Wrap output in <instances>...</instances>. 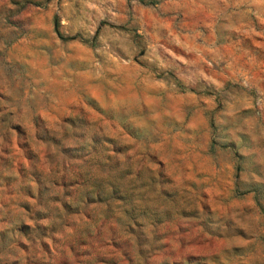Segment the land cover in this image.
I'll use <instances>...</instances> for the list:
<instances>
[{
  "label": "rangeland",
  "instance_id": "374dc122",
  "mask_svg": "<svg viewBox=\"0 0 264 264\" xmlns=\"http://www.w3.org/2000/svg\"><path fill=\"white\" fill-rule=\"evenodd\" d=\"M0 264H264V0H0Z\"/></svg>",
  "mask_w": 264,
  "mask_h": 264
},
{
  "label": "trees",
  "instance_id": "16d2710c",
  "mask_svg": "<svg viewBox=\"0 0 264 264\" xmlns=\"http://www.w3.org/2000/svg\"><path fill=\"white\" fill-rule=\"evenodd\" d=\"M102 184H91L90 187H86L83 183H80V181H76V189L71 193H68V191L65 193L67 196H70L75 200L81 199V201L84 202H105L108 205H111L110 200L114 199L116 196V188L111 186V189L108 194L105 193V190L101 187ZM41 194V193H40ZM63 206L65 207L66 201H63Z\"/></svg>",
  "mask_w": 264,
  "mask_h": 264
}]
</instances>
